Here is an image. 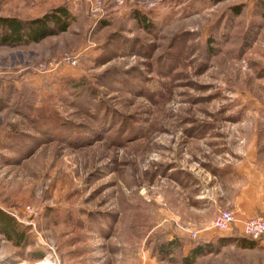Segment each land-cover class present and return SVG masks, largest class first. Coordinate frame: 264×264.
Here are the masks:
<instances>
[{
	"label": "rangeland",
	"instance_id": "374dc122",
	"mask_svg": "<svg viewBox=\"0 0 264 264\" xmlns=\"http://www.w3.org/2000/svg\"><path fill=\"white\" fill-rule=\"evenodd\" d=\"M94 1L0 0L7 16L73 13L65 32L0 43V209L24 232L0 230V264H183L180 211L264 151V0H102L97 18ZM76 49L78 65L38 70ZM217 209L203 234L242 233L212 228Z\"/></svg>",
	"mask_w": 264,
	"mask_h": 264
},
{
	"label": "crops",
	"instance_id": "0c3cea01",
	"mask_svg": "<svg viewBox=\"0 0 264 264\" xmlns=\"http://www.w3.org/2000/svg\"><path fill=\"white\" fill-rule=\"evenodd\" d=\"M259 148L252 147L246 156L232 165V170L214 174L215 181L210 187H205L202 194L195 193L198 203L180 211L183 222L200 228L203 218L212 216L214 208L219 207L235 211L237 225L241 227L242 221L249 216L264 215V151ZM221 238L228 243H221ZM201 239L219 244V249L199 255L214 256L219 264H264V239H253L243 232L221 234L220 237L204 234ZM191 247L187 245V248Z\"/></svg>",
	"mask_w": 264,
	"mask_h": 264
},
{
	"label": "trees",
	"instance_id": "16d2710c",
	"mask_svg": "<svg viewBox=\"0 0 264 264\" xmlns=\"http://www.w3.org/2000/svg\"><path fill=\"white\" fill-rule=\"evenodd\" d=\"M141 18L139 19L141 20ZM72 20V11L63 4L53 7V9L46 11L38 17L23 18L18 15L7 16L0 14V43L9 46L37 43L48 36L67 31ZM73 80L71 83L76 85L77 80L74 78ZM17 226L18 221L16 218L9 215L3 209H0V230L8 238L17 236L19 239H22L24 237V232L19 231ZM185 240L179 236L169 240L170 249L176 247L177 244H185ZM220 240L223 243L224 238ZM193 241L195 244L190 253L185 255L183 264H192L199 255L205 254L207 251L219 249V244H215L214 242L203 241L202 239Z\"/></svg>",
	"mask_w": 264,
	"mask_h": 264
},
{
	"label": "built area",
	"instance_id": "2783aa9c",
	"mask_svg": "<svg viewBox=\"0 0 264 264\" xmlns=\"http://www.w3.org/2000/svg\"><path fill=\"white\" fill-rule=\"evenodd\" d=\"M103 9L102 0H95L92 3L91 11H93V15L96 18ZM83 51L84 49H76L63 52L60 57L41 63L38 70L55 72V70L64 66H76L81 61ZM237 221L238 217L235 211L229 208L219 207L215 212L210 226L218 230H232L237 225ZM241 225L242 232L246 236H250L253 239H264V215L249 216L242 221ZM174 227L177 229L176 234L189 240L201 239L204 235L203 232L206 230L180 220L174 222Z\"/></svg>",
	"mask_w": 264,
	"mask_h": 264
}]
</instances>
